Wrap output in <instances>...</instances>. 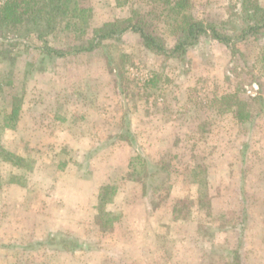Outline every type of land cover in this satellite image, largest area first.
<instances>
[{
  "label": "rangeland",
  "instance_id": "obj_1",
  "mask_svg": "<svg viewBox=\"0 0 264 264\" xmlns=\"http://www.w3.org/2000/svg\"><path fill=\"white\" fill-rule=\"evenodd\" d=\"M82 4L91 29L148 10L144 0ZM232 4L193 0L186 16L218 24ZM150 31L176 40L161 21ZM31 34L0 30V145L21 159L0 156V264H53L58 227L70 247L64 264H237V253L240 264H264V37L235 53L201 40L179 61L127 32L41 65ZM86 38L61 27L48 42ZM231 94L250 115L244 124L214 101ZM15 96L19 120L9 129ZM103 183L119 186L104 203Z\"/></svg>",
  "mask_w": 264,
  "mask_h": 264
},
{
  "label": "trees",
  "instance_id": "obj_2",
  "mask_svg": "<svg viewBox=\"0 0 264 264\" xmlns=\"http://www.w3.org/2000/svg\"><path fill=\"white\" fill-rule=\"evenodd\" d=\"M82 1L0 0V30L24 29L32 32L31 38L36 41V44H32V48L36 54H39L41 65L46 61L62 59L68 55L92 53L103 48L106 41L119 39L127 32L139 35L143 46L151 53L179 61L187 56L190 49L199 46L201 40L216 41L235 53L238 51L236 48L238 42L244 39L259 41L264 37V7L259 0H236L239 5L232 4V8L228 11V19L218 24L193 17L187 18L186 12L193 5V0H144L148 6L146 12L132 9L129 17L108 21L92 29L90 27L92 10L84 6ZM129 1L116 0V4L126 6ZM151 21H161L169 28L176 38L173 45L150 31ZM61 27L65 32L75 33L78 38L82 35L87 38L78 44L71 43L66 48L54 47L50 45L48 38ZM88 29H91L90 33H87ZM259 63L264 67V50ZM3 77L2 83L6 87L14 84L11 73ZM0 90L5 91L4 88ZM214 101L220 105L224 113H233L237 121L242 124L250 117L238 94L225 95ZM20 102L17 96L12 98L11 108L4 118L6 128L15 129L19 120ZM0 156H3L4 161L14 164L21 160L1 145ZM107 190H110V197H113L117 194L118 187L117 185L104 187L100 192L99 201L106 200ZM109 201L111 202L112 199L110 198ZM240 260V254H235L237 264H240Z\"/></svg>",
  "mask_w": 264,
  "mask_h": 264
},
{
  "label": "crops",
  "instance_id": "obj_3",
  "mask_svg": "<svg viewBox=\"0 0 264 264\" xmlns=\"http://www.w3.org/2000/svg\"><path fill=\"white\" fill-rule=\"evenodd\" d=\"M81 140H84V139H81ZM81 144V143H80ZM85 149V151L86 152H88L89 150H86V147L84 148ZM108 151V150H107ZM89 152H91V150L89 151ZM101 153V152H100ZM104 153H106L105 151H104ZM108 153H112V150H110V151H108ZM96 154H98V153H96ZM95 154V155H96ZM106 184V183H105ZM105 184L103 183V184H101L100 186H99V191L101 190V188L103 187V186H105ZM107 185V184H106ZM117 185V184H116ZM117 187H118V190H119V186L117 185ZM99 191H98V194H97V197L99 196ZM98 199V198H97ZM57 201H60V199L59 198H57ZM78 207H80V206H78ZM82 216H81V214L79 213L78 214V216H77V220H79L80 218H81ZM77 221H74V223H76ZM78 226V225H77ZM95 227H97V226H95ZM77 228V227H76ZM55 232H57V233H63L64 231H63V229H61L60 227H58L57 228V230H55L54 232H52V238H54V239H52L51 241H50V243L52 244L51 246H52V248L50 249V250H52V252L54 253V256H53V258H54V260H53V264H64L63 263V260H61V259H63V257L64 256H66V254H65V252H66V250L67 249H69L68 247H66V246H69V245H66L65 246V244H66V239L65 238H61V237H64V236H60L59 234H57V237H55L56 235H54V233ZM114 232V231H113ZM48 232H46V234H47ZM112 233V232H111ZM85 234V233H84ZM70 235H72V236H74V237H76V238H78L80 241H82L81 240V238H83L85 235H83L81 232H80V230L78 229V230H76V229H73V230H71L70 231ZM50 236V235H49ZM57 238H58V241H57ZM5 243V242H4ZM56 244V245H55ZM77 245V246H76ZM76 245H74V249L73 250H71V251H73V252H75L76 251V249H81V244H80V246H79V244H76ZM4 247L5 248H9V245L8 244H4ZM78 249V250H79ZM45 250H48V249H45ZM50 250H48L47 252H49ZM77 252H79V251H77ZM76 252V253H77ZM37 264H41V263H43V262H41V263H38V262H36ZM4 264H7L6 262L4 263ZM30 264H32V263H30ZM33 264H35V263H33Z\"/></svg>",
  "mask_w": 264,
  "mask_h": 264
}]
</instances>
